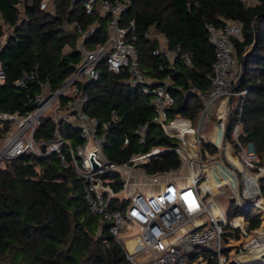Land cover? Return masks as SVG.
Instances as JSON below:
<instances>
[{
  "label": "trees",
  "instance_id": "1",
  "mask_svg": "<svg viewBox=\"0 0 264 264\" xmlns=\"http://www.w3.org/2000/svg\"><path fill=\"white\" fill-rule=\"evenodd\" d=\"M127 1L129 7L121 23H136L135 44L141 66L159 80L170 76V89L175 96L170 116L179 113L194 123L199 119L202 103L189 92L188 80L207 89L215 60L207 26L220 27L226 20L242 22V39H234L242 64L240 88L248 90L242 112V141L254 144L264 165V0ZM40 5L41 0H0V61L6 74V82L0 85V112L25 113L35 107L28 100L38 90L36 82H28L27 87L15 84L30 70L36 69L52 90L58 89L81 58L78 34L64 24L73 19L83 24L100 19L96 14L88 15L82 4L70 9L71 0H56L54 13L42 10ZM106 22L101 19L102 27L88 41L91 48L106 41ZM152 27L169 39L170 46L179 44L191 53L192 67L181 61L169 67L168 61L155 55L158 42L146 37ZM98 69L99 80L82 87L90 99L86 110L101 124L108 122L114 111L120 117L118 124L108 130L104 153L110 161L123 164L136 153L177 144L153 122L152 95L131 85L127 74L111 72L104 61ZM143 123H149V130L145 143L140 144L135 129ZM9 127L10 122L0 119V137ZM54 130L55 123L44 117L35 139L50 140ZM60 131L73 145L82 143L78 129L71 124L63 123ZM126 137L129 143L125 145ZM64 152L66 163L70 164V154L66 149ZM180 165L179 155L168 151L142 168L154 175L177 170ZM103 177L111 180L115 192L124 189L118 173L108 172ZM127 203L114 198L110 206L124 209ZM260 219L255 213L251 226L258 225ZM111 225L89 210L85 182L71 165H63L57 153L46 157L25 153L0 168V264H108L111 255L113 263L125 264L123 251L110 234Z\"/></svg>",
  "mask_w": 264,
  "mask_h": 264
},
{
  "label": "built area",
  "instance_id": "2",
  "mask_svg": "<svg viewBox=\"0 0 264 264\" xmlns=\"http://www.w3.org/2000/svg\"><path fill=\"white\" fill-rule=\"evenodd\" d=\"M55 3L56 0H41L40 7L54 13ZM77 4H82L88 15L96 14L100 19L89 24L73 19L64 24L65 28L78 34L81 58L58 89L52 90L36 69L24 73L15 82L16 86L27 87L28 82L35 81L38 90L29 96L28 103L35 105L33 109L25 113L0 112V119L10 122L8 131L0 137V168L25 153L42 157L57 153L63 165H71L85 182L89 210L112 223L110 234L121 247L125 264H192L201 251L209 255L200 256L198 264L202 261L205 264L210 261L216 264H264V257L257 263L237 259L241 251L264 244V218L260 217L259 224L251 226L255 214L252 208L262 209L257 204L249 209L237 199L240 189L244 192L260 187V179L264 180V165L254 144L242 141L245 134L242 112L248 90L240 88L242 64L234 45V39H242V22L226 20L220 27L207 26L215 60L207 89L188 80L189 92L202 103L198 122L194 123L179 113L170 116L175 103L170 76L159 80L141 66L135 44L138 39L136 23L134 20L121 23L129 2L71 0L70 9ZM104 18L107 20V39L91 48L88 41L102 27L101 19ZM146 37L157 40L153 53L168 61L169 67H173L175 61L192 67V54L179 44L170 46L169 39L157 33L155 28H150ZM102 61L111 72L127 74L131 85L152 95L153 122L167 137L176 140L174 147L157 146L132 155L123 164H116L106 157L108 130L118 124L120 117L114 111L110 120L101 124L86 110L90 99L82 87L99 80L98 66ZM5 82L6 74L0 61V85ZM213 116H216V123L211 137L214 145L211 147L215 149L212 153L201 129L210 126ZM44 117L55 123L54 137L47 141L36 140L35 134ZM63 123L78 129L82 143L73 145L65 139L60 131ZM148 130L149 123L136 127L140 144L145 143ZM128 143L126 137L124 144ZM64 149L70 154V164L66 163ZM168 151L179 155L180 167L148 175L142 165ZM136 170L149 176L158 190L145 194L134 188V192L121 197L120 193L132 185L124 173ZM112 171L124 181L121 192H115L111 180L103 177ZM178 171L180 174L162 179ZM219 195H228V208L216 200ZM114 198L126 200V207L113 209L110 201ZM247 210L249 213L245 214Z\"/></svg>",
  "mask_w": 264,
  "mask_h": 264
},
{
  "label": "rangeland",
  "instance_id": "3",
  "mask_svg": "<svg viewBox=\"0 0 264 264\" xmlns=\"http://www.w3.org/2000/svg\"><path fill=\"white\" fill-rule=\"evenodd\" d=\"M6 31H10L9 29H6ZM198 122V121H197ZM216 123V116H213V118L211 119V122H210V126H206V127H202L201 131L204 133V140L208 142V146L210 148H213L214 145L211 144V137L213 135V130H214V125ZM231 141H233V138H231ZM213 146V147H211ZM207 147V146H206ZM186 172V170L184 171ZM176 174H180V172L178 171L177 172H173L171 173L170 175L166 176L165 178H162L163 180L165 179H169V178H172L173 176H175ZM125 177L129 176L130 178V182L132 183L131 185V188L127 189V191H123L120 193V196L121 197H124V195H127V193H131L134 188H136V190H139L143 193H149L150 192H154V184L152 183V180L149 176H147L146 174H143L141 171L139 170H136L134 171L133 173H124ZM260 187L261 189L263 188V185H264V180L260 179ZM134 192V191H133ZM227 196H224V195H219L216 197V200L220 203H222V205L225 207V208H228L229 207V202L227 200ZM252 211L254 213H257L259 214L260 217H263L264 218V210H260L258 209L257 207H253L252 208ZM206 255L208 256L209 253L208 252H205V251H201L200 252V255H199V258L198 259H193L192 260V264H198V260L200 259V256L202 255ZM109 258H111L109 261H108V264H116V263H113V255H111ZM201 264H205L204 261L201 262Z\"/></svg>",
  "mask_w": 264,
  "mask_h": 264
},
{
  "label": "water",
  "instance_id": "4",
  "mask_svg": "<svg viewBox=\"0 0 264 264\" xmlns=\"http://www.w3.org/2000/svg\"><path fill=\"white\" fill-rule=\"evenodd\" d=\"M255 188L247 189L244 192L240 189L237 199L241 204L249 206V209L257 204L262 210H264V191L260 187ZM263 257L264 244L258 245L249 250H243L237 255L238 261L251 263L260 262Z\"/></svg>",
  "mask_w": 264,
  "mask_h": 264
},
{
  "label": "crops",
  "instance_id": "5",
  "mask_svg": "<svg viewBox=\"0 0 264 264\" xmlns=\"http://www.w3.org/2000/svg\"><path fill=\"white\" fill-rule=\"evenodd\" d=\"M152 189H154L155 191H156V190H158V189H157V187H155V188H152ZM149 192H150V191H149Z\"/></svg>",
  "mask_w": 264,
  "mask_h": 264
}]
</instances>
